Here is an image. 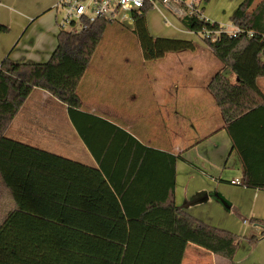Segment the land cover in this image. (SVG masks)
<instances>
[{
  "label": "trees",
  "instance_id": "obj_1",
  "mask_svg": "<svg viewBox=\"0 0 264 264\" xmlns=\"http://www.w3.org/2000/svg\"><path fill=\"white\" fill-rule=\"evenodd\" d=\"M150 9L146 3L132 14L145 60L196 48L188 39L153 37L146 20ZM230 21L241 30L235 36H203L238 78L231 83L217 72L208 86L226 122L264 107L257 85L264 77V0H242ZM181 22L195 33L222 29L195 14ZM109 24L100 19L77 33L59 30L45 62H16L8 55L0 61V264H181L189 243L231 260L242 237L175 204L179 156L144 149L136 169L133 161L121 165L112 149L94 154L95 167L6 135L34 89L50 93L70 114L76 111L78 82ZM249 222L261 227L244 237L254 245L264 238V220Z\"/></svg>",
  "mask_w": 264,
  "mask_h": 264
},
{
  "label": "crops",
  "instance_id": "obj_2",
  "mask_svg": "<svg viewBox=\"0 0 264 264\" xmlns=\"http://www.w3.org/2000/svg\"><path fill=\"white\" fill-rule=\"evenodd\" d=\"M241 1L202 0L200 9L205 20L230 30L234 25L228 19ZM55 3L0 0V61L6 55L16 62L50 57L59 31ZM153 8L163 11L165 22L177 31L169 38L191 40L196 48L154 60H145L140 49L138 61L127 58L133 65L126 68L93 64L90 58L76 89V111L70 114L50 93L34 89L6 135L95 167L94 154L102 157L112 149L121 165L133 161L136 169L144 149L179 156L175 204L242 237L231 260L189 243L181 264H264V238L254 245L244 238L261 231L249 219L264 220V107L226 122L208 86L217 72L231 83L237 76L206 45L202 32L183 25L187 13L182 2L170 0ZM26 30L36 37L19 43ZM257 85L264 92V77ZM152 167L147 160L146 168Z\"/></svg>",
  "mask_w": 264,
  "mask_h": 264
},
{
  "label": "built area",
  "instance_id": "obj_3",
  "mask_svg": "<svg viewBox=\"0 0 264 264\" xmlns=\"http://www.w3.org/2000/svg\"><path fill=\"white\" fill-rule=\"evenodd\" d=\"M170 0H56L54 9L61 14L60 20L57 22L59 30L77 33L97 20L103 19L109 23H114L117 17L121 20L132 22V14L139 12L146 3L151 4L152 8L160 4H167ZM182 2L186 7L187 14H195L199 19H203L200 9L202 0H176ZM207 21V20H206ZM225 31L230 36H235L241 30L234 26L227 30L222 28L218 31L211 32L203 30L202 34L205 37L213 35L214 37L220 32ZM212 33V34H211ZM252 35V32H248ZM232 183H239L238 180H233Z\"/></svg>",
  "mask_w": 264,
  "mask_h": 264
},
{
  "label": "rangeland",
  "instance_id": "obj_4",
  "mask_svg": "<svg viewBox=\"0 0 264 264\" xmlns=\"http://www.w3.org/2000/svg\"><path fill=\"white\" fill-rule=\"evenodd\" d=\"M162 12L163 11L153 8L146 13L147 27L149 31L152 34L158 36L175 37L177 35V31L168 26L169 22H165ZM55 14V26L57 29H59L57 22L60 20L61 14L57 12L54 13V15ZM164 14L166 17L169 16L167 13ZM228 20L230 21V19ZM21 33L23 32H20L16 39L21 37ZM25 37L27 38L25 39ZM34 37H36L35 33L31 35L30 31L26 30L20 38L19 43L22 40L29 42ZM139 53L140 46L135 35L133 34L132 22L128 23L127 21L121 20L120 17H117L116 21L114 23H110L105 29V32L91 57V62L93 64L111 65L126 68L133 65L131 63H127V58L137 62L140 56ZM232 233L238 236L241 235L239 234L240 232Z\"/></svg>",
  "mask_w": 264,
  "mask_h": 264
}]
</instances>
